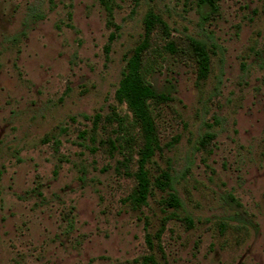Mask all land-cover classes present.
I'll return each mask as SVG.
<instances>
[{
    "label": "rangeland",
    "instance_id": "1",
    "mask_svg": "<svg viewBox=\"0 0 264 264\" xmlns=\"http://www.w3.org/2000/svg\"><path fill=\"white\" fill-rule=\"evenodd\" d=\"M216 4L0 0V264H264V0Z\"/></svg>",
    "mask_w": 264,
    "mask_h": 264
},
{
    "label": "trees",
    "instance_id": "2",
    "mask_svg": "<svg viewBox=\"0 0 264 264\" xmlns=\"http://www.w3.org/2000/svg\"><path fill=\"white\" fill-rule=\"evenodd\" d=\"M199 5H206L210 6L211 9L216 10L217 9V0H196ZM163 25L165 30H168V26L163 24V22L153 13H150L145 20V27L146 32L148 36H150L155 29L159 26ZM190 46L193 52V55L196 58V61L198 63L199 68V77L201 79H207L210 74V65H211V57L209 54V50L207 48V45L198 39L195 38H189ZM148 47V44L145 43L143 45L142 49H146ZM133 63V62H132ZM135 64V62L132 64V66ZM137 70V67L135 68ZM134 69L133 73L129 75L126 78L127 87L124 88H130L125 93V91H119L121 96L124 97V94L127 95L131 101V110L135 111V116L138 122L141 124V128L143 130L144 135H148V139L152 141L150 144L148 151L143 156L142 160V172L140 175L141 188L140 193L144 199H147V197L150 195L151 192V182L149 181L146 172H144V164L146 161L153 156V149L152 144L154 143V135H155V124L153 123L152 119L149 117L148 113L144 111L145 109V100L147 98V95H149V92L143 88H147L143 86V82L141 78L138 75V72ZM125 99V98H124ZM121 101H124L123 98H120ZM168 181L167 182H160L158 181L157 187L161 189L162 191L169 190L171 192L169 199L167 200L168 205H170L173 208H179L182 207V202L180 198L177 196L175 192L172 190V177L167 176Z\"/></svg>",
    "mask_w": 264,
    "mask_h": 264
}]
</instances>
